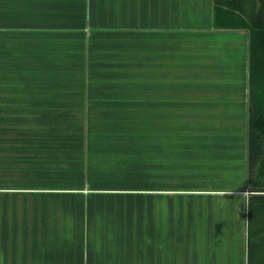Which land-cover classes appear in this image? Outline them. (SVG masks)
Here are the masks:
<instances>
[{"label": "crops", "instance_id": "1", "mask_svg": "<svg viewBox=\"0 0 264 264\" xmlns=\"http://www.w3.org/2000/svg\"><path fill=\"white\" fill-rule=\"evenodd\" d=\"M102 73L110 79L103 82ZM117 75L121 81H114ZM249 78V33L216 29L213 0H0V218L41 215L61 198L95 199L84 188L108 184L95 181L97 154L103 153L102 165L120 169L105 154L122 155L130 132L95 129V90L111 91L123 105L134 99L136 114L144 90L152 91V119L173 121L174 91L183 89L199 121H238L243 112L248 136ZM162 138L168 146L155 141V147L171 152L173 136ZM143 146V131H136V153ZM142 164L136 157L141 174ZM38 199L43 202L33 205ZM224 227L186 232L183 264H247V232L246 239L242 231L227 238ZM139 229V240L127 245L129 256L117 261L176 264L157 261L158 237L144 241L145 227ZM32 250L0 247V264L108 261H55Z\"/></svg>", "mask_w": 264, "mask_h": 264}, {"label": "rangeland", "instance_id": "2", "mask_svg": "<svg viewBox=\"0 0 264 264\" xmlns=\"http://www.w3.org/2000/svg\"><path fill=\"white\" fill-rule=\"evenodd\" d=\"M179 75L177 80L182 81ZM109 79V73H102L103 82ZM114 81L121 79L117 75ZM150 92L144 90L143 105L138 107L141 111L136 114L134 99L123 105L119 104L122 100L110 96L111 91L95 90V129L130 132L127 139L130 147L122 155L105 154L106 158H117L115 167L120 165V169L111 170L102 165L98 160L103 153L97 154L93 170L95 181L108 184L84 188V193L95 195V199L72 202L61 198L49 202L41 215L32 212L33 216L29 217L27 208L20 207L27 211L26 214L21 212L16 218L1 217V248L30 246L55 261H96L106 257L105 264H124L126 261L117 260L129 256L126 248L129 243L134 246L141 237L136 238L139 226L145 227L146 241L151 238L155 224L157 233L153 236L158 237L156 242L161 246L160 250L157 248L156 260L183 264L185 233L194 227L209 230L228 226L227 238L242 231L246 239L249 189L246 181L247 122L243 112L238 121H199L191 110L190 101L184 98L186 91L177 88L175 107L171 108L174 120L157 121L152 119ZM116 113L126 120L112 122ZM137 117L143 121L136 122ZM165 118H168L167 113ZM141 130L143 153L141 150L136 153V131L139 134ZM167 134L173 136L174 144L171 152L164 153L157 147L162 145L165 149L168 146L162 138ZM155 141H159L157 147ZM136 157L138 162L143 161L142 174L139 168L136 170ZM166 196L168 198L163 199ZM158 197L159 200L155 199ZM39 202L43 201L38 199L32 204ZM4 205L6 208V203ZM1 252L6 253L4 249ZM210 256L208 253L205 261ZM132 262L135 264L134 257Z\"/></svg>", "mask_w": 264, "mask_h": 264}, {"label": "trees", "instance_id": "3", "mask_svg": "<svg viewBox=\"0 0 264 264\" xmlns=\"http://www.w3.org/2000/svg\"><path fill=\"white\" fill-rule=\"evenodd\" d=\"M213 22L249 33L247 264H264V0H213Z\"/></svg>", "mask_w": 264, "mask_h": 264}, {"label": "water", "instance_id": "4", "mask_svg": "<svg viewBox=\"0 0 264 264\" xmlns=\"http://www.w3.org/2000/svg\"><path fill=\"white\" fill-rule=\"evenodd\" d=\"M250 193V192H249Z\"/></svg>", "mask_w": 264, "mask_h": 264}]
</instances>
